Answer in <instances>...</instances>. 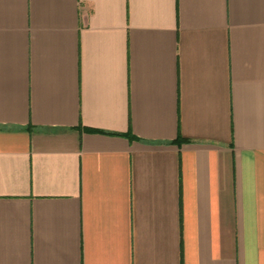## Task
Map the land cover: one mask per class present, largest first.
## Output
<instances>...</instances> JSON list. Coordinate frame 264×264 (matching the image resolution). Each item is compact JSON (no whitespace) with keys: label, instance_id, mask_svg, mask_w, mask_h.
<instances>
[{"label":"crops","instance_id":"0c3cea01","mask_svg":"<svg viewBox=\"0 0 264 264\" xmlns=\"http://www.w3.org/2000/svg\"><path fill=\"white\" fill-rule=\"evenodd\" d=\"M0 264H264V0H0Z\"/></svg>","mask_w":264,"mask_h":264}]
</instances>
